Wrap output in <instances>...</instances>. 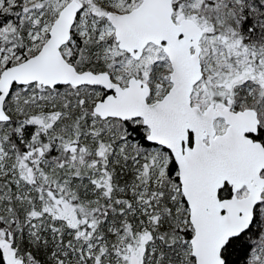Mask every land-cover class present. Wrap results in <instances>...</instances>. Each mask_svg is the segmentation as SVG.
<instances>
[{
  "label": "snow or ice",
  "instance_id": "obj_1",
  "mask_svg": "<svg viewBox=\"0 0 264 264\" xmlns=\"http://www.w3.org/2000/svg\"><path fill=\"white\" fill-rule=\"evenodd\" d=\"M0 264H264V0H0Z\"/></svg>",
  "mask_w": 264,
  "mask_h": 264
}]
</instances>
